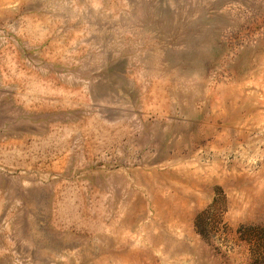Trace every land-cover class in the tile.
<instances>
[{"label": "rangeland", "instance_id": "1", "mask_svg": "<svg viewBox=\"0 0 264 264\" xmlns=\"http://www.w3.org/2000/svg\"><path fill=\"white\" fill-rule=\"evenodd\" d=\"M264 0H0V264H255Z\"/></svg>", "mask_w": 264, "mask_h": 264}, {"label": "trees", "instance_id": "2", "mask_svg": "<svg viewBox=\"0 0 264 264\" xmlns=\"http://www.w3.org/2000/svg\"><path fill=\"white\" fill-rule=\"evenodd\" d=\"M256 252V262L255 264H264V230L262 231V236L260 238V245L258 246Z\"/></svg>", "mask_w": 264, "mask_h": 264}]
</instances>
